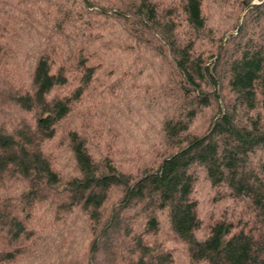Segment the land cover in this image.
Instances as JSON below:
<instances>
[{"label": "trees", "instance_id": "1", "mask_svg": "<svg viewBox=\"0 0 264 264\" xmlns=\"http://www.w3.org/2000/svg\"><path fill=\"white\" fill-rule=\"evenodd\" d=\"M253 1L0 0V264H264Z\"/></svg>", "mask_w": 264, "mask_h": 264}, {"label": "rangeland", "instance_id": "2", "mask_svg": "<svg viewBox=\"0 0 264 264\" xmlns=\"http://www.w3.org/2000/svg\"><path fill=\"white\" fill-rule=\"evenodd\" d=\"M257 2V0H254L253 1V3H256ZM0 76H2V75H0ZM3 77V76H2ZM4 83H5V81H0V85L1 86H3V87H5V85H4ZM141 83V82H140ZM90 92V95L91 96H89V97H92V98H89L88 100L90 101L91 100V102L92 103H94V99L96 98V97H94L95 95H93L94 93H95V91H89ZM96 103V102H95ZM91 103H88V105H90ZM93 105V104H92ZM99 106H100V104H99ZM98 106V103L96 104V105H94V109L96 110V108H99V115L101 114L102 116H106V115H108V114H110V113H115L116 112V110H117V108H118V106H116L115 104H111V106L112 107H109L110 106V104L109 105H107L108 107H104V108H100ZM9 108V110H14L15 112H12V111H10V113L13 115V117L14 118H12L11 119V123H13V121L15 120H18V117H24L25 119H29V115L28 116H25L24 114H22V112L21 111H19V110H17V109H15V108H13L12 106H11V108L10 107H8ZM76 110H81V107H77V109ZM95 110H94V112H95ZM23 116H22V115ZM260 114L262 115V117L264 118V109H260ZM105 118V117H104ZM0 119H1V117H0ZM198 121H201V118H198ZM8 125H10V123H8L7 124V126ZM91 125H92V123H91ZM63 152H65V151H63ZM62 152V153H63ZM62 153H60L59 152V154H62ZM124 165H126V164H124ZM197 189H198V193H200L197 197H198V199H199V209H200V213H201V219L202 220H204V223H203V227H202V229L201 230H199V231H197L196 232V237L198 238V239H202L205 235H206V228H204L205 227V225H206V220H207V217H208V214L209 213H211V211L214 209L212 206H210V204H209V200H210V197L208 198V196H207V194H206V192L204 191V190H202L203 188H202V184H200V185H197ZM225 206V204L224 203H222L221 205H219L215 210H214V213H216L215 215H220L221 216V214H222V212H223V207ZM216 211V212H215Z\"/></svg>", "mask_w": 264, "mask_h": 264}]
</instances>
